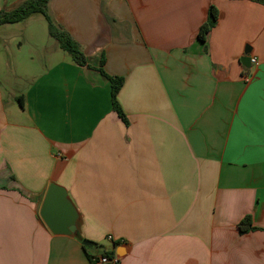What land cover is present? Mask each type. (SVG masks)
<instances>
[{"label": "crops", "instance_id": "1", "mask_svg": "<svg viewBox=\"0 0 264 264\" xmlns=\"http://www.w3.org/2000/svg\"><path fill=\"white\" fill-rule=\"evenodd\" d=\"M211 4L220 19L203 42ZM50 11L94 68L63 54L23 106L0 85V264H92L118 246L121 264H264V4L51 0ZM247 49L258 64L241 62ZM102 57L124 77L128 124ZM51 182L98 249L48 229ZM247 215L256 229L242 234Z\"/></svg>", "mask_w": 264, "mask_h": 264}, {"label": "rangeland", "instance_id": "2", "mask_svg": "<svg viewBox=\"0 0 264 264\" xmlns=\"http://www.w3.org/2000/svg\"><path fill=\"white\" fill-rule=\"evenodd\" d=\"M57 47L59 43L50 36L48 22L42 13L36 12L26 20L1 25L0 85L6 97L12 92L24 93L47 67L58 62L63 54L69 55L63 50L58 52ZM91 249L96 250L98 246Z\"/></svg>", "mask_w": 264, "mask_h": 264}, {"label": "trees", "instance_id": "3", "mask_svg": "<svg viewBox=\"0 0 264 264\" xmlns=\"http://www.w3.org/2000/svg\"><path fill=\"white\" fill-rule=\"evenodd\" d=\"M252 1L264 4V0ZM50 2L51 0H24L21 4L12 9H3L0 11V26L4 24H12L26 20L33 13L36 12L42 13L48 22V30L50 36L57 40L60 47L71 56L72 60L76 64L80 66H85L89 69H93L94 67L89 63L86 54L82 50L81 44L67 31L61 29L56 23L55 18L50 11ZM219 19V9L215 5L211 4L208 9L207 18L199 28L197 38L203 42H206L208 34L218 24ZM104 63L105 57H102L101 66L98 68V70L110 80L113 109L116 113H118L119 117L126 124H128L127 116L118 101V93L124 85V77L107 74L103 69ZM18 100L23 106L22 95L18 97ZM252 224L253 223L251 215L245 216L239 223L240 232L244 234L251 230H255L256 228ZM120 243L121 242L119 241H115L114 245H119ZM88 248L89 247H86V249ZM114 254V250L106 249L104 250L103 255L107 257H112ZM93 257L94 255L89 254L91 262Z\"/></svg>", "mask_w": 264, "mask_h": 264}, {"label": "water", "instance_id": "4", "mask_svg": "<svg viewBox=\"0 0 264 264\" xmlns=\"http://www.w3.org/2000/svg\"><path fill=\"white\" fill-rule=\"evenodd\" d=\"M241 62L247 67L252 66L249 49L241 57ZM40 216L53 234L82 239L80 234L81 215L66 187L56 182L49 184L40 207ZM82 243L86 247L92 246V242L87 239H82ZM124 253V246L116 248L117 255L122 257Z\"/></svg>", "mask_w": 264, "mask_h": 264}, {"label": "built area", "instance_id": "5", "mask_svg": "<svg viewBox=\"0 0 264 264\" xmlns=\"http://www.w3.org/2000/svg\"><path fill=\"white\" fill-rule=\"evenodd\" d=\"M251 62L253 64H258V60L255 57L251 58ZM108 239L110 241H113V243L115 242L112 235H109ZM92 264H121V256L117 255L116 252L112 257H107L105 255L94 256L92 258Z\"/></svg>", "mask_w": 264, "mask_h": 264}]
</instances>
